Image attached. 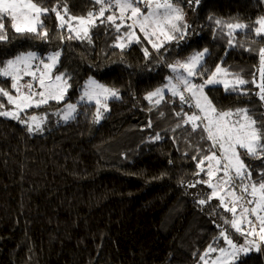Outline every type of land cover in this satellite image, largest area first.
Wrapping results in <instances>:
<instances>
[{
  "label": "trees",
  "instance_id": "16d2710c",
  "mask_svg": "<svg viewBox=\"0 0 264 264\" xmlns=\"http://www.w3.org/2000/svg\"><path fill=\"white\" fill-rule=\"evenodd\" d=\"M34 2L49 9L67 4L68 12L78 17L98 10L93 0ZM189 14L193 39L159 51L143 38L130 44L128 38L118 39L128 31L127 24L117 32L98 20L90 41L67 39V28H58L50 11L42 17L49 34L45 42L14 35L5 21L11 39L0 42V67L19 53L45 56L58 50L57 72L70 77L68 99H76L89 77L117 89L120 98L109 102V113L95 131L91 103H81L74 119L44 134L0 117V264H196L217 244L215 220L225 212L213 199L199 204L209 190L196 183L206 177L196 175L198 150L207 155L209 143L186 125L177 128L180 117L174 115L195 109H182L178 99L170 102L175 99L170 93L156 107L145 96L167 82L169 64L203 49H208L205 75L197 81L207 79L218 64L252 81L264 39L236 30L230 45L227 27L215 20L255 27L264 17V0H199ZM119 43L126 46L121 49ZM243 87L248 95L222 86L208 87L206 93L218 110L247 108L260 120L264 102L253 84ZM0 88L13 93L7 78L0 79ZM0 105L9 106L6 98L0 97ZM122 143L126 145L119 149ZM241 154L254 181L259 180L264 163L249 159L243 150ZM257 243L259 251L253 248L232 264H264V243Z\"/></svg>",
  "mask_w": 264,
  "mask_h": 264
},
{
  "label": "snow or ice",
  "instance_id": "6c2138e0",
  "mask_svg": "<svg viewBox=\"0 0 264 264\" xmlns=\"http://www.w3.org/2000/svg\"><path fill=\"white\" fill-rule=\"evenodd\" d=\"M93 3L98 6L97 11H89L86 16L78 17L68 12L67 4H57L49 9L41 7L34 0H0V42H8L11 39L5 21L8 22L14 35L34 37L47 42L49 34L44 28L42 17L50 11L55 14L58 28H67L69 33L67 39L88 38L90 41L89 29L97 26V20L101 24L113 26L117 32H120L121 28L130 21L127 23L128 31L118 39L128 38L131 42L134 36L133 30L138 26L139 31L149 38L152 47L157 51L163 44L153 42V38L158 41L163 37V43L176 41L177 38L184 39L190 27L184 21L183 10L176 7L171 0H93ZM141 3L147 9L146 14L139 7ZM187 3L189 7H192L194 4H199V0H187ZM106 12L110 14L105 16ZM209 19L213 18L209 17ZM72 22H75L77 27H74ZM215 23L217 26L227 27L228 36L231 37L230 45L235 39L236 30L247 29L264 39V17L256 21L255 27L240 22L226 23L220 19H216ZM64 38L60 37L61 40ZM136 40L139 42L138 37ZM117 46L123 49L126 45L119 43ZM257 51L260 63L264 65V47ZM144 54L149 55L147 49H144ZM207 54L208 49H203L194 52L183 61L178 60L168 65L175 76L167 77V83L147 93L145 99L150 101L153 107L159 106L162 102H166L165 91L167 90L171 93V97L175 98L170 102L175 103L178 99L182 109L184 107L196 109L191 113L175 112L174 115L180 117L177 128L186 125L191 132L198 133L201 139L209 143L207 155L198 150L200 158L197 161L196 173L198 176L203 172L208 179L197 180L196 183L207 185L211 192L207 200L200 199L199 204L203 205L215 198L227 212L233 215L237 213L236 205L241 204L240 217L246 219L251 213L259 221L258 238L260 243H264V215L259 214L264 212V171L258 172L259 180L253 181L252 170L244 164L240 156V151L243 150L249 159L255 158L264 163V115L258 122L253 115L249 114L250 110L247 108L218 110L204 91L206 87L219 85L226 92L248 95L243 86L251 83L258 90L256 92L258 99L264 102V70L259 72V81L255 77L252 81H246L238 75L229 73L218 64L207 79H202V82L197 84L194 82L195 79L203 78L205 75L203 64ZM60 55V51H55L47 57H41L35 52L28 51L19 53L4 62L0 67V77L10 80V88L15 95L0 88V97L6 98V102L12 106L10 110H6L0 105V117H8L27 125L29 132L42 131V122L45 117L27 116L26 119H21V115H26L29 108L47 104L49 100L56 102L64 100L67 89L71 86L67 83L70 77H67L65 73L51 74ZM45 60L48 62L46 63ZM218 75L232 78H217ZM24 76L30 79L22 84ZM119 98L117 89L107 87L90 77L83 87L79 101L77 104H67L66 110L62 113V119L64 121L74 119L80 102L94 103L96 111L93 114V121L99 123L104 113L110 110L108 100ZM148 127H151V121L148 122ZM154 139L158 141L161 136L157 133ZM193 159L195 160L196 157L194 156ZM214 177L215 183H213ZM195 186L196 184L188 185L190 188ZM220 190H223V195L219 194ZM225 197H228V202ZM229 202L233 205L232 207L228 206ZM244 203L251 207H244ZM241 222L240 218L233 219L231 225L236 231L241 232ZM247 224L249 231L241 232L246 236V240L247 236L255 237L257 234V228L252 226V220H247ZM227 242L232 245L231 240ZM232 247L233 251L228 253L225 259L235 258L240 253L246 254L253 248L259 251V244L255 239L247 240L244 245H232ZM209 251H216V249L210 248ZM219 251L224 253L225 249H219Z\"/></svg>",
  "mask_w": 264,
  "mask_h": 264
},
{
  "label": "rangeland",
  "instance_id": "374dc122",
  "mask_svg": "<svg viewBox=\"0 0 264 264\" xmlns=\"http://www.w3.org/2000/svg\"><path fill=\"white\" fill-rule=\"evenodd\" d=\"M171 2L176 6V7H178V8H181L182 10H183V14H184V21L190 26L189 27V29H188V31H187V35L185 36V38L184 39H179V38H177V40L176 41H169V42H167V43H163V37H161L160 38V40H155L154 38H153V42H157V43H162L163 44V46L162 47H160V49L159 50H161V49H163L164 47H165V45H167V44H171V45H174V44H176V45H180V44H183L184 43V41H191L192 39H193V35L191 34V17H190V14H189V9L191 10V11H195L196 10V8H197V6H198V4H194L192 7H190L189 9H186L187 7H189V5H188V3H187V0H171ZM139 7H141V9H142V11L146 14L147 13V9L145 8V6H144V4L143 3H141L140 5H139ZM63 14V13H62ZM66 19H67V17H65ZM98 21V20H97ZM97 21H96V23H97ZM73 23V26L74 27H77V25L75 24V22H72ZM127 23H130V21L129 22H127ZM126 23V24H127ZM94 30V27H91L90 29H89V36H90V34L92 33V31ZM134 36L132 37V39H131V42H129V44L130 43H133V42H136L137 40H136V38L138 37V38H143L144 40H146L149 44H150V46H151V48L153 49V50H155V51H157L156 49H154L153 47H152V42H150V40H149V38H147V37H145V35L143 34V33H141L140 31H139V27L137 26L134 30ZM151 31V30H150ZM74 35H75V33H74ZM124 35V34H123ZM122 35V36H123ZM55 51H58V50H55ZM55 51H51V52H49L48 54H46L45 56H42L41 55V53H39L38 51H32V52H35V53H37L39 56H41V57H47L50 53H53V52H55ZM28 52V51H27ZM24 53V52H23ZM205 57H206V55H205ZM205 57H204V60H205ZM60 58H61V55H60V57H59V61H58V63H57V65H56V67L54 68V69H52V71H51V74L52 75H57V74H60V73H58L57 72V67L59 66V64H60ZM186 58H179V59H176L174 62H172L171 64H174L176 61H178V60H180V61H183V60H185ZM45 62L47 63L48 61L47 60H45ZM170 65V64H169ZM2 67V66H1ZM222 67V66H221ZM222 68H224V67H222ZM225 69V68H224ZM261 70H264V65H261V63H260V65H259V68H258V71H257V76L255 77L256 79H257V81H259V72L261 71ZM169 71H170V73H169V76H175V74L174 73H172V71H171V69L169 68ZM168 76V77H169ZM1 78H4V77H0V79ZM90 78V77H89ZM89 78H87L86 80H85V82H84V85L81 87V93L76 97V99L73 101V100H71V99H68V97H69V89H70V87L67 89V92H66V95H65V97H64V100H62V101H60V102H56V101H54V100H49V102L47 103V104H41L40 105V107H32V108H29V109H27V113H26V115H24V114H22L21 115V119H26V117L27 116H36V117H45V119L43 120V122H42V131H33L32 133H34V134H44V133H46V132H48V131H50V130H52L53 128H55V127H57L58 125H60L61 123H65V122H68L69 120H71V119H69L68 121H64L63 119H62V113H63V111L64 110H66V106H67V104H69V103H71V104H77V102L79 101V97L82 95V90H83V87L85 86V83H86V81L89 79ZM92 78H94V77H92ZM217 78H227V79H231L230 77H222V76H219L218 75V77ZM30 79V77H28V76H24V79H23V81H21V83L23 84V82L24 81H28ZM95 80H97L96 78H94ZM98 81V80H97ZM98 82H100V81H98ZM175 82V81H174ZM195 83H197V84H199V83H201V82H199V81H197L196 79H195V81H194ZM67 83L69 84V82H68V80H67ZM100 83H102V82H100ZM167 83V82H166ZM165 83V84H166ZM103 84V83H102ZM164 84V85H165ZM70 85V84H69ZM163 86V85H162ZM162 86H160V87H162ZM219 86V85H218ZM209 87H212V86H209ZM208 87H206L205 89H204V91H205V93H206V89H207ZM256 91H258L257 90V88H256ZM167 93H170L169 91H165V96H166V94ZM13 95H15V92L13 91V93H12ZM171 94V93H170ZM207 94V93H206ZM112 99H110V100H108V108H109V102L111 101ZM51 103H57V104H60V105H58V106H53V107H51V108H46V110H44V112H41V111H36V109H41L42 107H46L47 105H49V104H51ZM81 103H84V102H80L79 104H78V106H77V109H76V113H75V116L78 114V112H79V105L81 104ZM91 104H94V103H91ZM11 105H9L8 107H4V109H6V110H10L11 109ZM34 110V112H32ZM195 111H196V109H195ZM32 112V113H31ZM108 113H109V111L108 112H105L104 113V115H103V118L100 120V122L99 123H95L94 122V131L99 127V125L104 121V119L107 117V115H108ZM8 118V117H7ZM11 119V118H10ZM14 120V119H13ZM17 121V120H16ZM19 122V121H18ZM39 122V121H38ZM258 122H259V120H258ZM23 125H25V124H23ZM27 128H28V126L27 125H25ZM125 143H122V144H120V146H119V149L121 148V147H125ZM217 155H219V153H217ZM242 154H241V151H240V156H241ZM241 159L243 160V158H242V156H241ZM243 162H244V160H243ZM245 164V163H244ZM208 179V177L206 176L205 177V179L204 180H207ZM252 180L254 181L255 180V177H254V175H253V172H252ZM213 183H215V177L213 178ZM206 187L208 188V186L206 185ZM208 190H209V194H210V192H211V190L208 188ZM219 194L220 195H223L224 194V192H223V190H220L219 191ZM237 194H239V193H237ZM216 203H217V205H219L220 206V208L221 209H223V211L225 212V216H223V218H222V220L221 219H219V220H215V223H216V225L219 227V229H220V231H219V235H218V242H217V244L216 245H212V246H210L206 251H205V253L201 256V257H203V259H201V257L199 258V260L197 261V263L196 264H232V263H234L235 261H237V260H240V259H242L243 258V256H245V255H249L252 251H253V249H251L250 251H248L246 254H244V253H240V254H238L235 258H232V257H229L228 259H225V257L228 255V253H230L231 251H233V247H232V245H235V246H240V245H244V244H246V242H247V240H250V239H252V238H254L253 236H247V240H246V236L245 235H242L241 234V232H244V233H247L248 231H249V226H248V224H247V220H252V226L253 227H256L257 228V234H256V238H257V241L260 243V241H259V221L258 220H256L252 215H251V213H249L248 215H247V218L245 219V218H242V217H240V210H241V204H237L236 205V207H237V213L235 214V215H233L232 213H230V212H227L222 206H221V204H220V202L218 201V199H213ZM225 200H226V202H228V197H225ZM243 203V202H242ZM228 206L229 207H232L233 205L229 202L228 203ZM243 206L244 207H251V205H248V204H246V203H244L243 204ZM259 214L260 215H264V212H259ZM237 218H240L241 219V224H240V227H241V232H238V231H236V229L235 228H233L232 227V225H231V221L233 220V219H237ZM226 237V238H225ZM228 240H231L232 241V245H229L228 244ZM261 244V243H260ZM210 248H212V249H216V251H209V249ZM219 249H225V252L224 253H221L220 251H219Z\"/></svg>",
  "mask_w": 264,
  "mask_h": 264
}]
</instances>
